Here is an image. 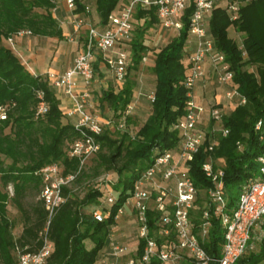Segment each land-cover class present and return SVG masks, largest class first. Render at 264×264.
Here are the masks:
<instances>
[{
	"label": "trees",
	"instance_id": "trees-1",
	"mask_svg": "<svg viewBox=\"0 0 264 264\" xmlns=\"http://www.w3.org/2000/svg\"><path fill=\"white\" fill-rule=\"evenodd\" d=\"M120 1L93 0L98 23L104 25ZM76 5L78 12L84 10L85 5L80 0H76ZM54 6V0H0V109L5 115V118H0V264H16V245L21 249L27 245L28 251H34L41 245L39 231L44 227L47 212L40 199L24 207V199L39 196L41 190V178L35 172L56 162L65 173L76 169L79 163L77 158L67 154L78 131L65 120L66 115L59 106L56 94L45 78L32 75L4 43L5 39L15 37L18 31L24 29L36 36L62 38L59 23L53 16ZM191 10L189 7L185 11L179 32L153 51V100L148 116L136 133L131 136L123 131L120 132V139H114L112 134L119 133V130L106 128L96 136L99 142V150L95 154L97 163L118 175L112 185V191L117 192V200L111 206L110 214L103 221H97L92 216V210L88 209L90 205L98 207L102 202L101 189H92L81 200L72 193L70 187L79 181L80 173L70 187L62 189L66 200L50 222L49 238L53 251L45 264H95L115 226L117 209L129 195L139 173L152 162L155 149H171L177 145L179 135L172 125L185 114V42L187 17ZM135 19L139 21V26L131 42L128 70L137 68L148 50L142 42L143 31L158 23L153 10L147 13L138 10ZM230 26L241 34L247 55L245 59L235 40L228 35ZM209 31L215 47L224 53L233 72L232 84L245 97V102L234 105L229 113L223 115L222 126L228 132L225 135L215 134L216 144L212 150L207 148L208 141L199 147L189 162L188 174L198 189L197 204L202 207L204 191L212 186L202 164L211 157L213 167L223 170L222 191L227 208L231 210L236 206L245 180L259 174L257 158L264 154V0H252L246 4L239 18L233 22L221 8L214 9L209 19ZM97 69L96 62L94 71ZM134 87L135 81L127 74L119 89L101 90L99 106L108 104L111 117L120 118L131 102ZM39 89L43 90L48 103V111L42 116L35 114V93ZM129 119L127 115L125 123ZM258 121H261L260 129L255 128ZM218 161L222 163L218 164ZM9 185L12 186L11 196L7 191ZM9 202L21 213L18 234L13 233L15 223L7 214ZM194 213L198 223L200 209ZM156 217V214L149 213L151 229L155 227ZM211 221L204 248L211 257L218 258L224 241V228L219 218L212 217ZM87 241L91 243L90 247L86 246ZM142 245L143 242H139V251ZM209 264H215V261ZM235 264H264V239L255 249H247Z\"/></svg>",
	"mask_w": 264,
	"mask_h": 264
},
{
	"label": "built area",
	"instance_id": "built-area-1",
	"mask_svg": "<svg viewBox=\"0 0 264 264\" xmlns=\"http://www.w3.org/2000/svg\"><path fill=\"white\" fill-rule=\"evenodd\" d=\"M64 3L70 12L73 33L83 31V39L78 43V51L71 65L62 73H49L47 82L59 89L66 98L64 113L73 119L78 136L70 144L67 154L79 160L76 169L63 172L59 163H49L35 173L41 178L38 198L47 212L44 227L39 231L41 245L34 251L28 246H15L16 264H45L53 251L49 238L52 218L64 203L63 188L69 187L81 173L85 164L99 150L97 135L103 130H124L125 118L132 109L130 102L118 119L103 117L95 110L90 90L94 80V63L100 57L110 70L115 81L123 83L131 64V51L127 46L134 33L135 14L138 10H153L161 28L179 32L183 26L185 11L192 10L187 17V39L185 42L187 71L183 80L187 101L185 114L172 128L178 131L177 145L171 149H155L152 162L134 180L129 195L117 209L115 220L124 213V205H129L133 215L135 245L133 247L109 236V251L101 255V264H235L250 247L254 237L257 242L264 239V154L258 156L259 174L248 177L238 194L236 206L227 208V200L222 191L223 170L214 168L208 157L202 164L205 175L212 186L204 191L202 207L197 204L198 189L188 174L189 162L199 147L207 141L208 150L216 144V133L225 135L228 130L222 126L224 108L215 102H198L197 89L207 83L223 88V97L229 105L243 104L245 97L232 84L233 72L222 51L214 45L209 31V19L214 9L221 8L230 21H236L242 7L252 0H127L120 2L107 18L98 26L89 21L91 8L84 6L78 12L76 0H57ZM31 34L27 29L15 36ZM188 37L191 41H188ZM14 38V37H13ZM13 38H8L10 41ZM67 40L73 41L74 35ZM242 56L246 51L241 42L236 43ZM145 56L142 57L144 61ZM81 86V90L79 89ZM36 116L48 111L43 90H36ZM150 102L153 93L148 95ZM0 118H5L0 109ZM206 118L207 129L202 128ZM211 124V127L209 125ZM261 121L255 128L260 129ZM208 133L210 136H208ZM108 191V192H107ZM117 200V193L106 189L103 200L92 210L97 221H103L111 212ZM200 209L198 223L195 211ZM149 213L156 214L154 228H150ZM220 219L224 228V241L220 256L213 258L204 248L212 225L211 218ZM115 223V225H116ZM114 227V226H113ZM113 229V228H112ZM143 242L139 251V242Z\"/></svg>",
	"mask_w": 264,
	"mask_h": 264
},
{
	"label": "rangeland",
	"instance_id": "rangeland-1",
	"mask_svg": "<svg viewBox=\"0 0 264 264\" xmlns=\"http://www.w3.org/2000/svg\"><path fill=\"white\" fill-rule=\"evenodd\" d=\"M139 21L137 20L134 22V33L133 38L135 35L136 30L138 31ZM209 27V25H208ZM177 32L167 30L165 28H161V26L158 23H155L154 25H151L150 27L146 28L145 31H143L142 34V42L145 43L148 47V50L144 53V56L146 59L140 62V64L137 66V68H131L128 70V75L131 78V80L135 81V87L133 89V96L131 99L132 102V109L130 110V113L128 114V117L130 118L127 123H125L124 130H119V133H113L112 137L114 139H120L121 135L120 132L127 131L129 135L133 136L140 125L143 123V121L146 119V117L149 114L150 111V100L148 99V95H150L153 92L155 79L154 74L151 70V65L153 63V51L159 49L161 46H163L172 36H175ZM228 35L230 38H233L235 42H239L241 40V34L236 32L232 26L228 28ZM132 38V39H133ZM188 41H191V38L188 37ZM132 40L129 42V45L131 46ZM242 42V41H241ZM244 59L247 58V55L243 56ZM251 69V67H249ZM201 88V87H200ZM56 91H59V89L55 88ZM54 89V90H55ZM101 88L98 89L96 92V99L97 102L100 103L99 98L101 95ZM204 93L202 94V102H215L219 101V104L224 108V111L226 113H229V111L233 108L231 105L228 104V102L223 97V88L219 86H215L211 82L203 87L202 89ZM64 96L60 93L59 100L61 106H65ZM99 107V113L101 116L107 118L110 117L112 114V111L110 110V107L108 104L103 103ZM207 120L206 118L202 121V128L204 130L207 129ZM104 151V150H103ZM98 157L97 155L93 156L82 168L81 170V177L79 181L75 182L71 185V191L77 199L81 200L85 197V195L91 191L92 189H101L103 194L105 193L106 189H112L113 183L116 182L118 175L116 172L112 170H106L103 166H100L98 163ZM218 164H221L222 161H218ZM7 191L9 196L12 195V186L9 185L7 187ZM108 192V191H107ZM112 193L116 194V191H112ZM203 196V194H202ZM103 197V196H102ZM238 198V197H237ZM38 195L35 196H29L24 199V207H27L30 203H33L37 201ZM95 205H90L88 207L89 210L95 209ZM124 213L120 215L117 219V226L114 227L112 230L113 235L116 239L119 241L127 244L130 247H133L135 245V229H134V222H133V215L129 212V205H124ZM7 214L10 219L14 220L15 228L13 233L18 234L20 230L21 225V213L16 209V207L9 202L7 206ZM127 214L128 216H126ZM109 238L106 241V244L104 245V252L109 251ZM256 241V240H255ZM257 245L258 243L254 242V245ZM86 246L90 247L91 243L86 242ZM252 250V249H249ZM107 251V252H108ZM106 252V253H107Z\"/></svg>",
	"mask_w": 264,
	"mask_h": 264
},
{
	"label": "crops",
	"instance_id": "crops-1",
	"mask_svg": "<svg viewBox=\"0 0 264 264\" xmlns=\"http://www.w3.org/2000/svg\"><path fill=\"white\" fill-rule=\"evenodd\" d=\"M80 1L84 5H89L91 8V13L89 14V21L94 24H97L98 26H101V24L98 23L99 18L95 12L93 0ZM125 1L127 0H121L120 2ZM54 2L55 6L52 12L53 16L56 18L61 28L62 38L59 39L55 36H36L33 34H25L21 36H15L12 41H10L9 39L4 40L5 45L16 54V56L20 59L24 67L32 75L45 78L46 80L49 73H62L71 65L73 57L78 51V43L83 39L84 35L83 31H80L78 35H75L73 33V27L70 23L69 10L66 8L64 3H61L57 0H54ZM134 22H136V19ZM69 35H74L73 41L67 40V37ZM126 48L127 50L130 48L131 51L130 45H128ZM96 62L98 69L95 71V80L90 90L93 95L95 110L99 111V103L96 99V92L98 91V89L111 88L117 90L122 86L123 83H119L114 80L110 70L100 57H98ZM48 84L59 100L60 93L56 91L55 87H53L50 83ZM79 89H82L81 86H79ZM201 92L204 93L202 88L198 87L196 97V100L198 102H202L201 100L203 99ZM64 101L66 106V98H64ZM59 106L64 111L65 106H61L60 100ZM65 120L69 123L73 122V119L67 116ZM125 215L128 216L127 214ZM116 226L117 224L114 227ZM112 230L111 233L113 234ZM249 242L250 247L247 249H255L256 244L254 245V242L259 243L255 241L253 236ZM102 252L103 254H106V252H104V248L102 249ZM100 258L101 255L98 256L95 264H101Z\"/></svg>",
	"mask_w": 264,
	"mask_h": 264
}]
</instances>
